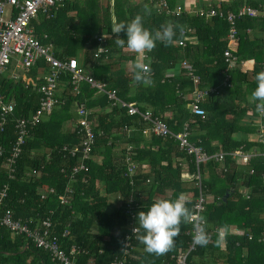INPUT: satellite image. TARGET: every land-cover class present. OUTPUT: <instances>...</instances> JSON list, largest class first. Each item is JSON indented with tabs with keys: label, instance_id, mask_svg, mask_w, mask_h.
<instances>
[{
	"label": "trees",
	"instance_id": "trees-1",
	"mask_svg": "<svg viewBox=\"0 0 264 264\" xmlns=\"http://www.w3.org/2000/svg\"><path fill=\"white\" fill-rule=\"evenodd\" d=\"M166 1L169 8L176 3V0ZM100 4L99 0H64L52 19L37 16L32 22L34 33L40 40L42 35L46 36L56 59L75 58L78 66L84 71L87 69L94 80L104 83L107 89H114L118 99L133 103L141 113L148 111L159 117L170 132L180 131L183 124L188 123L189 142L206 154L218 150L230 152L239 146L245 151H264V143L256 142L257 102L251 96L256 87L255 76L264 64V17L236 20L237 47L231 53L238 62L250 60L251 68L241 71L237 65L232 69L228 73L229 87L200 104L204 110V118L200 119L191 115L186 107L187 101L175 93L178 89L179 94L185 96L191 91V83L183 71L161 81L163 71L185 60L200 79V87L219 84L225 67L222 52L227 45L226 22L217 18L205 21L185 13L178 18L157 14L147 0L135 4L130 0H113L111 6L107 0L103 6ZM145 4L151 9L150 15L144 12ZM243 5L262 8L264 0H230L220 3V8L235 11ZM137 14L144 17V26L150 31L170 21L191 28L190 36L194 39V42L187 40L182 48L157 42L151 52L145 53L151 69V86L133 80L132 64L135 60L127 48L115 45V34H110L113 15L118 21L128 22ZM177 33L175 41L180 39L179 29ZM101 34L110 35L105 42L106 51L94 58L97 43L93 36ZM120 38L126 40V34L120 33ZM128 61L130 65L126 64ZM14 67L21 73L0 75V97L4 103L14 104L12 115L4 120L0 130V145L6 151L0 158V187L6 185V201L15 217L42 216L45 211L52 210L51 232L59 238L66 227L68 236L59 239L62 245H75L87 252L78 257L76 264H87L89 260L90 264H109L120 256L119 250L129 233L128 228L136 225L137 213L147 211L155 200H175L183 193L189 200L186 206L191 209L198 191L192 182H182L180 174L183 171L192 174L194 166L191 159L178 149L175 140L146 133L148 124L139 115L128 116L123 109L111 106L103 94L85 83L79 85V94L73 96L66 74L60 76L56 86L58 90L54 97L59 106L44 116L39 125L27 127L24 144L9 174L2 163L16 137L13 118L26 117L35 110L36 89L46 73L41 60L28 71ZM26 78L31 79L32 84L25 83ZM80 103L90 113L88 120L94 132H100L101 136L95 139L84 163L86 170L67 179L78 159L68 156L61 148L79 142L74 126L78 120L75 106ZM166 112L170 116L163 118ZM261 122L264 124L263 119ZM119 145L122 148L116 150ZM127 147L130 151L126 155ZM126 156L132 167L130 173L127 172ZM249 169L252 174H248ZM199 173L201 191L212 197L202 213L206 229L236 227L244 231L242 236H226L225 263L263 264V246L256 242V238L264 215V156L258 155L244 166L235 165L229 157H225L222 163L208 161L200 167ZM41 187L51 188L53 193L40 200ZM239 187L244 188L247 199L237 192ZM66 189L70 191L66 194L68 205L62 206L57 197L65 195ZM225 194L227 197L223 200ZM128 211L134 220L129 219ZM188 228L187 223L181 224L175 247L163 256L146 253L144 245L135 239L134 234L129 235V247L132 248L129 264H173L170 256L177 249H185ZM245 234H250L252 240H247ZM216 239L213 234L211 245L199 246L191 253L188 264H194L192 258L202 256L208 249H217ZM0 264L51 263L47 254L34 248L28 239L21 235L11 236L0 229Z\"/></svg>",
	"mask_w": 264,
	"mask_h": 264
},
{
	"label": "built area",
	"instance_id": "built-area-1",
	"mask_svg": "<svg viewBox=\"0 0 264 264\" xmlns=\"http://www.w3.org/2000/svg\"><path fill=\"white\" fill-rule=\"evenodd\" d=\"M155 9L157 14H164L173 18H178L182 13V9L179 6L169 8L165 0H147ZM64 0H0V75L4 74L7 67L10 64L12 56L16 57L14 66L21 67L24 71H28L32 68L38 60H41L46 69V73L42 75V83L36 89L38 94L36 108L26 117L13 118V128L16 132L15 140L4 158L2 167L8 171L9 174L13 171V165L15 159L20 153V148L24 144L27 127H35L39 125L44 116L50 114V112L56 108L58 101L55 99V93L57 92V82L61 75L66 74L68 76L67 85L70 88V94L77 96L79 94V85L85 83L90 89L95 90L97 93L103 94L111 106H117L123 109L128 116L139 115L144 122L148 124L146 133H150L156 137L173 139L177 143L178 149L187 157H189L194 166V172L192 174L183 173L180 174V178L185 181L192 182L197 189V194L192 200L191 209L194 215L202 216L204 206L207 203L206 197L209 195L204 194L201 191V178L200 167L205 165L208 161L216 163H222L225 157H229L235 165H248L252 158L262 155L263 152H256L253 149L245 151L243 146H239L230 152H224L218 150L217 152L208 155L200 147L195 146L189 142L188 123H184L180 131L176 133L170 132L166 125L160 120L159 117L153 116L150 112H139L133 103H126L117 98L114 89H107L105 84L93 79L92 75L86 73L84 69L78 66L75 58H70L65 61H60L53 56L52 46L47 41L45 35H42L41 40L36 37L32 22L40 15L44 19H52L56 12L61 8ZM261 9V10H259ZM193 16L202 18L203 20H210L212 18L221 19L228 25L227 29V45L222 52V58L225 64L224 69L221 71L223 78L218 86L214 87H200L201 82L198 76L195 74L193 67L186 61L182 60L179 63V68L183 71L184 76L191 83L190 98L188 99V108L191 115L204 118V110L201 107V103L208 97H216L220 94L223 88L229 87V75L228 73L234 69L237 65L243 68V63L238 62L237 58L231 53L233 49L230 45H237L235 22L239 18L249 17L254 18L257 16L264 17V6L262 8H254L249 5L240 6L235 11L224 10L219 5H207L203 9L193 11ZM110 34H113L110 32ZM192 34V29L189 27L183 28V35L180 39L175 41L174 44L177 47H184L186 40ZM108 34H101L94 36L97 43V49L93 54L96 58L100 54H103L105 49V42L108 38ZM104 37V38H102ZM233 46V47H234ZM99 48H104L100 50ZM138 58V59H137ZM137 60H143L146 58V54H140L137 56ZM145 63V62H144ZM147 64V63H145ZM148 65V64H147ZM264 70V64L261 66V71ZM163 80H168L171 75H163ZM14 77V76H13ZM29 78L25 79V83H31ZM178 88V86H177ZM178 96V89L175 92ZM62 103V102H60ZM14 110V104L4 103L0 97V130L4 120L11 116ZM75 114L78 118L76 126V134L79 135V142L75 145H64L61 151L65 152L70 157H77L78 162L71 168L67 175V179H72L74 174L79 171L86 170L84 163L88 159V156L94 146L95 139L101 136L100 132L95 133L91 123L88 120L90 113L86 110L83 103L76 104ZM264 120V116L257 113L256 123V142L264 143V124L261 120ZM126 155L130 151V147L126 148ZM6 153L5 149L0 145V158ZM125 162L127 163V172H131V164L129 157L126 156ZM62 172V170H61ZM252 169L248 170V174H252ZM35 175V172H31ZM63 173V172H62ZM7 187L3 185L0 187V229L7 231L11 236L21 235L28 239L31 245L45 252L49 258L51 264H76L78 257L84 256L87 252L78 246L69 245L64 247L62 241L59 239H65L68 236L66 227L60 232L59 238L51 232L52 222L51 216L52 210L45 211L42 216L35 214L33 218H20L13 215L12 209L7 204ZM70 191L65 190V195L58 196V203L62 206L68 205L66 194ZM244 199H247V193L245 191H237ZM53 190L47 187H41L39 191V199L44 200L48 194H52ZM130 220H134L133 214L127 212ZM263 225L258 233L256 242L263 246L264 256V215L262 217ZM189 226L185 235L188 237L185 242V249H177L175 254L170 256L173 264H188V256L193 253L199 246H194L192 243L194 235V224L187 223ZM129 233L125 235L124 242L120 248V256L115 257L109 264H129L132 248L129 247V235L133 234V227L128 228ZM210 237L213 234L217 236V228L207 230ZM238 232H228L227 235H236ZM244 233H241V236ZM247 240H252L250 234H245ZM100 253V251H99ZM264 264V260H263Z\"/></svg>",
	"mask_w": 264,
	"mask_h": 264
},
{
	"label": "clouds",
	"instance_id": "clouds-1",
	"mask_svg": "<svg viewBox=\"0 0 264 264\" xmlns=\"http://www.w3.org/2000/svg\"><path fill=\"white\" fill-rule=\"evenodd\" d=\"M145 14H151V9L147 4L144 5ZM144 17L137 14L128 22L118 21L116 16L111 18V32L115 34V45L118 48H127L130 52L138 55L151 52L157 42L165 46L174 44L179 35H183V26L175 25L172 22H165L159 29L150 31L144 26ZM126 34V40L120 38V33ZM104 38V37H102ZM103 50L104 48H99ZM133 80L138 84L151 86L150 67L136 60L132 64ZM256 87L252 91L253 101H256L255 111L264 116V70L258 72L255 76ZM189 203L187 196L179 194L175 200L157 199L147 211L137 213L136 225L133 228L135 239L144 245L146 253L163 256L175 247V238L179 236L182 223L194 224V235L192 243L194 246L206 247L212 242L211 237L206 231V220L203 216H195L192 209L186 205ZM227 236V228L217 229L216 245L222 244Z\"/></svg>",
	"mask_w": 264,
	"mask_h": 264
},
{
	"label": "crops",
	"instance_id": "crops-1",
	"mask_svg": "<svg viewBox=\"0 0 264 264\" xmlns=\"http://www.w3.org/2000/svg\"><path fill=\"white\" fill-rule=\"evenodd\" d=\"M100 1V6H103V4L106 2L107 3V0H99ZM109 1V5L111 6L113 0H108ZM132 3H139V1L141 0H130ZM166 1V0H165ZM230 0H176V3L174 4L173 7L175 6H179L183 13H185V15L187 16H193V11L195 10H198V9H203L205 8L207 5H219L220 6V3H225V2H228ZM167 3V1H166ZM168 4V3H167ZM171 7V8H173ZM185 28V27H184ZM110 32H111V28H110ZM112 35V34H111ZM94 37V36H93ZM110 37V35L108 36ZM188 42H194V39L191 38V36L188 37ZM186 40V41H187ZM233 49V51L236 50V47L237 45H230ZM234 46V47H233ZM130 54L133 56V59L136 61L138 58L137 56H139L138 54L136 53H133V52H130ZM137 58V59H136ZM145 63L148 64L149 66V60L147 59V56L146 58L143 60ZM185 61V60H184ZM187 62V61H186ZM180 63V62H179ZM179 63H177L174 67L170 68V69H165L163 71V75H171L173 77H176L177 75L181 74L182 72L180 71L181 69L179 68ZM188 63V62H187ZM243 63V68L239 67L241 71H248L250 68H251V61H244L242 62ZM127 65H130V62L128 61L126 63ZM190 64V63H188ZM191 65V64H190ZM192 66V65H191ZM162 81V80H161ZM220 84V83H219ZM219 84H216V85H212L211 87H214V86H218ZM209 87V86H208ZM61 90V88H60ZM191 90V89H190ZM221 94V92H220ZM219 94V95H220ZM190 98V92L185 94V96H182L181 99L187 101V105L189 103L188 99ZM186 105V107L188 108V106ZM189 109V108H188ZM249 113L246 114V116H248ZM170 116V113L166 112L163 114V118H168ZM246 121V120H245ZM121 145L119 146H116L115 149L116 150H119L121 149ZM96 161H99V158L96 159ZM144 172V171H143ZM183 173H187L186 171H183L181 174ZM189 174V173H188ZM180 180L182 182H189V181H185V180H182L180 178ZM239 191L243 192L244 191V188L243 187H239L238 188ZM207 199V202H210L212 197L211 196H207L206 197ZM35 215V214H34ZM28 216V218H33V216ZM228 232H238L236 235L234 236H241V233H244V231L236 228V227H229L227 229ZM208 245H211V243H209ZM224 242L222 244H220L217 249H214V247H212L211 249H208L207 251H205V253L202 255V256H198V258H192V261L194 264H226L225 263V252H224ZM87 264H90V260L88 261Z\"/></svg>",
	"mask_w": 264,
	"mask_h": 264
},
{
	"label": "rangeland",
	"instance_id": "rangeland-1",
	"mask_svg": "<svg viewBox=\"0 0 264 264\" xmlns=\"http://www.w3.org/2000/svg\"><path fill=\"white\" fill-rule=\"evenodd\" d=\"M15 59H16V57H14V56L11 57L10 64L7 67L6 71H5V75H9V74H20L21 73V70L19 68H15L14 67ZM85 70H86L85 72L87 73L88 70L87 69H85ZM115 204H117V203H115ZM112 206H113V204H112ZM196 258H198V257H196Z\"/></svg>",
	"mask_w": 264,
	"mask_h": 264
},
{
	"label": "water",
	"instance_id": "water-1",
	"mask_svg": "<svg viewBox=\"0 0 264 264\" xmlns=\"http://www.w3.org/2000/svg\"><path fill=\"white\" fill-rule=\"evenodd\" d=\"M225 197H227V195L225 194L224 197L222 198L223 200L225 199Z\"/></svg>",
	"mask_w": 264,
	"mask_h": 264
}]
</instances>
